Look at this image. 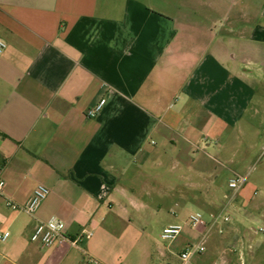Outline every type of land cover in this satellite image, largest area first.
I'll use <instances>...</instances> for the list:
<instances>
[{
    "label": "crops",
    "instance_id": "obj_1",
    "mask_svg": "<svg viewBox=\"0 0 264 264\" xmlns=\"http://www.w3.org/2000/svg\"><path fill=\"white\" fill-rule=\"evenodd\" d=\"M0 41V264H151L147 229L174 201L202 224H165L182 231L162 259L196 242L189 264H257L264 0H0ZM38 185L33 215L5 205ZM52 217L90 237L31 242Z\"/></svg>",
    "mask_w": 264,
    "mask_h": 264
},
{
    "label": "built area",
    "instance_id": "obj_2",
    "mask_svg": "<svg viewBox=\"0 0 264 264\" xmlns=\"http://www.w3.org/2000/svg\"><path fill=\"white\" fill-rule=\"evenodd\" d=\"M5 47L6 44L0 41V53L5 49ZM105 103L106 99H101L94 107L86 111L85 116L87 118H95L102 111ZM245 182V176L237 175L229 181L228 186L232 191H237L245 184ZM4 189L5 182L3 180H0V198L4 195ZM48 194L49 189L47 187H45L44 185H38L33 190L31 197L24 205L20 206L10 200H6L5 205L16 211H21L28 215H33L39 207L40 203L48 196ZM224 221H229V218L225 217ZM187 223L191 228L194 229L199 224H202V219L198 214H192L188 218ZM64 228V223L56 217H52L47 221H39L30 236V240L31 242L40 244L42 247H51L61 239H65L72 247H77L84 238L90 237L89 233L82 231L74 238H65L63 233ZM181 231V225H170L162 230L161 239L171 242L180 235ZM256 232L264 233V228H258ZM8 237L9 233L4 232L2 235H0V240L5 241ZM204 252L205 247L202 243L190 242L179 256L183 264H189L192 257L201 255Z\"/></svg>",
    "mask_w": 264,
    "mask_h": 264
},
{
    "label": "rangeland",
    "instance_id": "obj_3",
    "mask_svg": "<svg viewBox=\"0 0 264 264\" xmlns=\"http://www.w3.org/2000/svg\"><path fill=\"white\" fill-rule=\"evenodd\" d=\"M262 163H264V158L262 162L260 163L261 165L258 166L257 170L261 171V169L263 168ZM185 198H188V197L186 196ZM189 198H192V195ZM201 198L210 199L212 197L208 196V197H201ZM161 206L162 207L157 215V218L152 221L151 227L147 229V232L150 235V238L148 239V241H149V244L151 247V253H152L151 264H182L178 256L179 251H180L178 246L171 248L172 253L170 254L167 253L166 260L160 257V250L165 251V248L167 246L168 247L172 246V243L174 242V241L169 242V241L162 240L161 235H160L161 230L165 224L170 223V222H178V223L181 222L182 224H184L187 222L190 214L200 212L201 210L193 207L191 202H189V204L187 205L183 204L180 206H175V201H174L173 204L164 203ZM259 235L264 238L263 233H260ZM260 255L261 257L257 261V264H264V243L260 248ZM199 264H210V263L202 258Z\"/></svg>",
    "mask_w": 264,
    "mask_h": 264
}]
</instances>
